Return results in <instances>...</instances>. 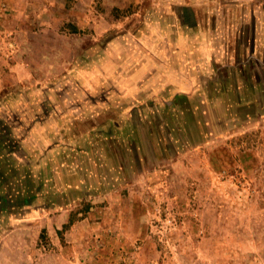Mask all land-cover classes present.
Instances as JSON below:
<instances>
[{"label": "rangeland", "instance_id": "374dc122", "mask_svg": "<svg viewBox=\"0 0 264 264\" xmlns=\"http://www.w3.org/2000/svg\"><path fill=\"white\" fill-rule=\"evenodd\" d=\"M0 264H264V0H0Z\"/></svg>", "mask_w": 264, "mask_h": 264}, {"label": "trees", "instance_id": "16d2710c", "mask_svg": "<svg viewBox=\"0 0 264 264\" xmlns=\"http://www.w3.org/2000/svg\"><path fill=\"white\" fill-rule=\"evenodd\" d=\"M73 30H74V31H76V30H77V28H76V27H73Z\"/></svg>", "mask_w": 264, "mask_h": 264}]
</instances>
